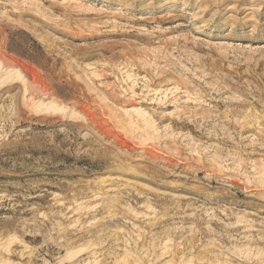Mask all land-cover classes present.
<instances>
[{"label": "rangeland", "instance_id": "rangeland-1", "mask_svg": "<svg viewBox=\"0 0 264 264\" xmlns=\"http://www.w3.org/2000/svg\"><path fill=\"white\" fill-rule=\"evenodd\" d=\"M0 264H264V0H0Z\"/></svg>", "mask_w": 264, "mask_h": 264}, {"label": "bare ground", "instance_id": "bare-ground-1", "mask_svg": "<svg viewBox=\"0 0 264 264\" xmlns=\"http://www.w3.org/2000/svg\"><path fill=\"white\" fill-rule=\"evenodd\" d=\"M124 146H125V145H124ZM145 153H146V155L149 156V157H155V154H153V153H152V154H151L150 152H145Z\"/></svg>", "mask_w": 264, "mask_h": 264}]
</instances>
